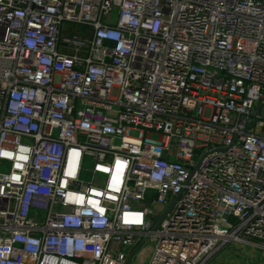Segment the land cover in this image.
Listing matches in <instances>:
<instances>
[{
	"label": "built area",
	"instance_id": "1",
	"mask_svg": "<svg viewBox=\"0 0 264 264\" xmlns=\"http://www.w3.org/2000/svg\"><path fill=\"white\" fill-rule=\"evenodd\" d=\"M232 243L264 264V0H0V264Z\"/></svg>",
	"mask_w": 264,
	"mask_h": 264
},
{
	"label": "rangeland",
	"instance_id": "2",
	"mask_svg": "<svg viewBox=\"0 0 264 264\" xmlns=\"http://www.w3.org/2000/svg\"><path fill=\"white\" fill-rule=\"evenodd\" d=\"M111 20L114 21L115 17H111ZM90 163L91 160L88 157L83 159V167L88 168ZM80 177L83 180H87L89 178V174L86 170H84L81 172ZM144 256H146L144 248H135L132 252H130L126 264H136L137 261H139L138 259H142ZM255 256L256 254L253 250L246 247V245L232 243L223 247L222 250L218 251L213 258L218 264H254L256 258Z\"/></svg>",
	"mask_w": 264,
	"mask_h": 264
},
{
	"label": "crops",
	"instance_id": "3",
	"mask_svg": "<svg viewBox=\"0 0 264 264\" xmlns=\"http://www.w3.org/2000/svg\"><path fill=\"white\" fill-rule=\"evenodd\" d=\"M228 252V251H227ZM144 259H145V256L142 258V260L141 261H137V263L136 264H143V262H144Z\"/></svg>",
	"mask_w": 264,
	"mask_h": 264
},
{
	"label": "bare ground",
	"instance_id": "4",
	"mask_svg": "<svg viewBox=\"0 0 264 264\" xmlns=\"http://www.w3.org/2000/svg\"><path fill=\"white\" fill-rule=\"evenodd\" d=\"M147 249H148V248H145L146 253H147ZM138 260L141 261L142 259H138Z\"/></svg>",
	"mask_w": 264,
	"mask_h": 264
}]
</instances>
